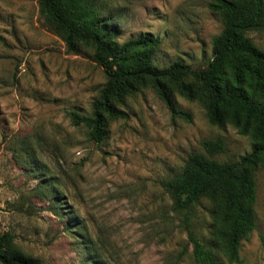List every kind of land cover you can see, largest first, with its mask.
Segmentation results:
<instances>
[{
  "label": "rangeland",
  "instance_id": "374dc122",
  "mask_svg": "<svg viewBox=\"0 0 264 264\" xmlns=\"http://www.w3.org/2000/svg\"><path fill=\"white\" fill-rule=\"evenodd\" d=\"M211 2L101 0L100 7L121 43L151 34L162 41L157 66L180 60L197 69L222 30ZM38 4L0 0V234L12 233L45 264H194L186 226L208 241L210 205L184 224L161 182L204 152L205 140L222 139L223 162L248 155L251 138L211 125L199 103L180 96L191 117L173 118L146 88L127 99L125 118L110 123L104 140L91 143L70 113L92 115L106 75L90 51H66ZM248 34L264 50V31ZM255 183V230L241 242L238 264H264V170ZM216 264L236 263L219 255Z\"/></svg>",
  "mask_w": 264,
  "mask_h": 264
},
{
  "label": "trees",
  "instance_id": "16d2710c",
  "mask_svg": "<svg viewBox=\"0 0 264 264\" xmlns=\"http://www.w3.org/2000/svg\"><path fill=\"white\" fill-rule=\"evenodd\" d=\"M100 5L101 0H39L38 4L40 15L64 41L66 51L74 55L90 51L91 61L106 75L92 115L70 113L72 124L84 127L91 143L100 144L110 123L125 118L122 108L127 99L151 88L173 118L191 117L178 107L176 96H180L199 103L211 125H230L249 136L250 153L237 161L217 159L226 153L222 139L203 141L204 152L191 154L181 171L161 182L184 224L197 206L210 205L208 241L186 226L194 264H216L219 255L228 263H240L241 242L255 230V173L264 170V50L248 34L264 31V0H212L209 8L220 17L222 30L213 42L212 58L197 69L180 60L157 66L153 56L162 41L151 34L121 43ZM58 202L64 204L63 198ZM56 215L64 219L61 213ZM82 226L77 222V229L83 231ZM0 264L45 263L23 252L12 233L4 232Z\"/></svg>",
  "mask_w": 264,
  "mask_h": 264
}]
</instances>
